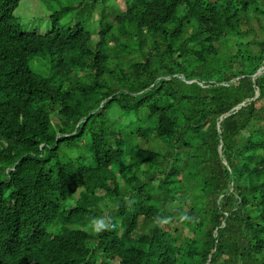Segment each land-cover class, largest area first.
I'll return each mask as SVG.
<instances>
[{
    "label": "trees",
    "instance_id": "trees-1",
    "mask_svg": "<svg viewBox=\"0 0 264 264\" xmlns=\"http://www.w3.org/2000/svg\"><path fill=\"white\" fill-rule=\"evenodd\" d=\"M20 1L0 0V64L34 59L46 50L62 56L73 43L72 28L56 19L48 33L24 31L15 15ZM166 1L165 12L174 13L169 25L150 21L136 7L131 37L104 38L81 51L86 57L105 51L87 79L127 115L124 121L106 120L97 97L77 108L74 121L91 159L86 172L103 184L119 176L133 181L132 202L102 196L28 205L0 200V264H50L40 247L69 264H258L264 257V222L235 219L233 236L247 245L216 259L217 238L230 233L226 223L203 205L193 215L180 213V196L189 198L193 190L233 200L251 194L254 162L264 158V73L253 77L264 64L258 21L264 0H195L196 23L177 16L180 0ZM175 26L190 35H159ZM257 90L259 96L237 110ZM136 137L167 142L176 151L152 160ZM9 162L1 163V175L11 173ZM259 177L262 188L264 164ZM107 217L112 227L91 230L92 218ZM175 220L186 233L160 226Z\"/></svg>",
    "mask_w": 264,
    "mask_h": 264
},
{
    "label": "bare ground",
    "instance_id": "bare-ground-1",
    "mask_svg": "<svg viewBox=\"0 0 264 264\" xmlns=\"http://www.w3.org/2000/svg\"><path fill=\"white\" fill-rule=\"evenodd\" d=\"M166 4V0H79L83 20L71 30L73 43L62 56L55 57V51L46 50L34 59L0 64V165L6 160L13 163L9 162L13 165L11 173L6 176L0 173V200L28 205L33 201L102 196L123 204L132 202L136 187L133 181L119 176L114 184H103L86 172L91 159L83 147L84 133L74 121L77 108L97 97L99 111L106 120L124 121L127 115L116 109L111 95L99 91L87 79L88 69L96 66L105 51L100 50L93 57H86L81 51L104 38L131 37L136 7L150 21L169 25L174 13L165 12ZM198 13L195 0H180L177 16L196 23ZM258 21L264 29V13ZM136 25L142 29L140 23ZM179 28L175 26L159 35H190L183 26ZM261 69L264 70V64ZM136 139L146 146L147 156L155 161H159L160 152L176 151L174 145L161 140ZM263 164V157L255 160L251 194L245 198H211L197 190L191 191L189 198L180 196L183 215H193L197 205H203L213 210L216 219L226 223L230 233L217 238L216 259H225L247 245L244 238L233 236L236 229L231 223L235 219L264 222V180L260 188L259 177ZM245 186L248 187V178ZM39 254L47 263L69 264L48 256L41 247ZM258 264H264V257L258 259Z\"/></svg>",
    "mask_w": 264,
    "mask_h": 264
},
{
    "label": "rangeland",
    "instance_id": "rangeland-1",
    "mask_svg": "<svg viewBox=\"0 0 264 264\" xmlns=\"http://www.w3.org/2000/svg\"><path fill=\"white\" fill-rule=\"evenodd\" d=\"M80 9L79 0H21L15 15L23 24L24 31L38 28L41 34H45L52 30L51 24L56 19L66 27L76 28L83 20ZM180 188L187 190L183 186ZM175 225L180 226L183 233L187 232V228L182 227L181 220L162 223L166 229ZM112 264H119V261L115 260Z\"/></svg>",
    "mask_w": 264,
    "mask_h": 264
},
{
    "label": "clouds",
    "instance_id": "clouds-1",
    "mask_svg": "<svg viewBox=\"0 0 264 264\" xmlns=\"http://www.w3.org/2000/svg\"><path fill=\"white\" fill-rule=\"evenodd\" d=\"M21 2V1H20ZM20 4V3H19ZM18 7V6H17ZM16 7V8H17ZM264 73V70L261 69V67L257 70V72L253 75L254 79L256 80L260 75H262ZM259 96V91L257 90L255 96L251 99H249L248 102L244 101V102H241L238 106H237V110L240 109L242 106H245L246 104H248L250 101L252 100H255L257 97ZM231 114V111L226 113L225 115L222 116L223 117H226L227 115H230ZM218 126L220 127V123H218ZM219 154L222 156V143L220 144L219 146ZM224 164L227 165V161L226 160H223ZM110 220L111 218L110 217H107V218H92L91 221H90V228L91 230L95 231V232H100V231H103V230H106L110 227H112L113 225L110 223ZM143 220H141L140 222H142ZM175 221H179V220H175ZM173 221V222H175ZM163 222H170V221H162L160 223V226H162V223ZM173 222H170V223H173ZM178 226V225H175L173 228H168L166 229L165 227H163L165 230H171L172 232H175V227ZM180 227V226H178ZM181 228V227H180Z\"/></svg>",
    "mask_w": 264,
    "mask_h": 264
}]
</instances>
